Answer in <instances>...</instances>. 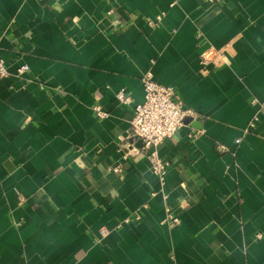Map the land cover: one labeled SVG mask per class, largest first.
<instances>
[{
  "label": "crops",
  "instance_id": "1",
  "mask_svg": "<svg viewBox=\"0 0 264 264\" xmlns=\"http://www.w3.org/2000/svg\"><path fill=\"white\" fill-rule=\"evenodd\" d=\"M0 58V264H264V0H0ZM147 72L196 112L162 185L122 160Z\"/></svg>",
  "mask_w": 264,
  "mask_h": 264
},
{
  "label": "built area",
  "instance_id": "2",
  "mask_svg": "<svg viewBox=\"0 0 264 264\" xmlns=\"http://www.w3.org/2000/svg\"><path fill=\"white\" fill-rule=\"evenodd\" d=\"M219 2L220 0H212ZM159 18V17H158ZM152 22V21H150ZM122 24V23H121ZM126 24L123 21V25ZM122 26V25H121ZM225 59L224 54L215 49H209L200 53V64L204 67L209 63L214 65L220 64ZM28 65L23 64L17 69L18 74H23L28 70ZM7 65L0 58V80L8 76ZM143 100L133 105L132 117L130 120L129 136L131 139H138L139 146H135L132 142L128 144V150L122 155V160L128 156H143L149 163L150 171L157 177L162 185L167 174L168 164L160 158L157 152V146L166 138L175 135L178 129L183 125L186 117L196 118V112L184 105L179 93L172 85H163L157 83L151 73H145L143 77ZM118 101L125 105L133 103L132 97L125 89H120L115 94ZM98 99V96H95ZM95 113L98 117L104 118L107 113L103 111L97 103L94 106ZM260 112L264 114V98L260 102ZM259 119V111L255 113L248 121L244 132L255 127ZM121 140H124L120 138ZM240 138H236L235 142L239 143ZM226 150L225 146L221 147ZM118 161L110 167L115 173L123 171V162ZM162 223L178 224V217L169 209L165 208V216ZM100 235H104L107 231L100 229Z\"/></svg>",
  "mask_w": 264,
  "mask_h": 264
}]
</instances>
